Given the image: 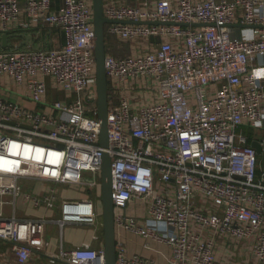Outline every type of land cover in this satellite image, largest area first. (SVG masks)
I'll return each instance as SVG.
<instances>
[{
  "label": "built area",
  "instance_id": "built-area-1",
  "mask_svg": "<svg viewBox=\"0 0 264 264\" xmlns=\"http://www.w3.org/2000/svg\"><path fill=\"white\" fill-rule=\"evenodd\" d=\"M104 15L108 34L130 47L117 56L106 41L108 148L93 0H0V36L16 26L65 35L59 48L0 51V240L11 245L0 264H30L46 247L48 223H99L90 194L66 200L57 220L5 213L20 195L53 206V189L27 193L23 179L87 186L102 198L104 152L116 227L167 244L173 264H264V79L255 67L264 56V0H104ZM12 89L36 106L3 96ZM138 201L144 219L129 211ZM116 249V264H156L123 241ZM104 250L61 246L54 258L106 264Z\"/></svg>",
  "mask_w": 264,
  "mask_h": 264
},
{
  "label": "crops",
  "instance_id": "crops-1",
  "mask_svg": "<svg viewBox=\"0 0 264 264\" xmlns=\"http://www.w3.org/2000/svg\"><path fill=\"white\" fill-rule=\"evenodd\" d=\"M60 2V0H56ZM24 5L25 0H20ZM241 25V24H238ZM236 25V26H238ZM245 25V24H243ZM239 31L243 35L251 36L253 34L250 26H238ZM8 45H3L2 36H0V51L16 50V49H29V48H51L61 47L65 42V35L62 31L56 28L42 27V28H25L24 26H16L9 33ZM3 35V34H2ZM260 75L264 79V56H261L255 64ZM20 90L12 89L5 91L3 96L15 100L22 105L28 107H35L36 105L24 97ZM10 181V180H9ZM20 186L23 191L32 194H38L46 192L50 189L54 190L55 200L52 207L47 205L34 206L32 202H28L24 199L23 195L16 198L15 204L9 205L11 215H16L21 219L47 217L49 219H60L62 217V205L66 200H78L85 197L87 194H79L78 187L80 185L56 183L51 181H41L34 179H23L20 181ZM7 199H11L8 196ZM96 202V201H95ZM98 211L102 214L101 201L96 202ZM129 211L140 216L146 214L145 206L142 202L138 201L133 206H130ZM55 215H59L58 218H54ZM148 226L153 227L156 231L166 232V229L162 224L154 221L147 220ZM49 224L57 225L59 227V236L57 238L48 237ZM46 247L42 250H37L32 254L30 264H66L54 257L59 253L60 247L65 249H74L77 247L89 244L95 248H105V232L103 226L102 215H100L99 223L95 226L69 223L61 230L58 223H48L46 228ZM123 241L127 251L130 254L139 253L145 257L155 260L156 264H173L171 261V248L165 244L160 243L152 238H145L143 236L127 232L121 228L116 227V242ZM10 254L6 252L1 253V262L10 259Z\"/></svg>",
  "mask_w": 264,
  "mask_h": 264
},
{
  "label": "water",
  "instance_id": "water-1",
  "mask_svg": "<svg viewBox=\"0 0 264 264\" xmlns=\"http://www.w3.org/2000/svg\"><path fill=\"white\" fill-rule=\"evenodd\" d=\"M94 6V26L96 34L95 55L97 59V86L99 95V117L102 124L101 144L109 147V123H108V79L105 68L106 57V32L105 24L111 22L104 15V0H93ZM199 25V24H195ZM247 26V25H238ZM8 34L2 35L3 45H8ZM252 145L261 153L262 149L257 141H252ZM113 174L112 157L110 153L104 152L102 158V220L105 232V258L106 264H116V224L115 210L112 199Z\"/></svg>",
  "mask_w": 264,
  "mask_h": 264
},
{
  "label": "rangeland",
  "instance_id": "rangeland-1",
  "mask_svg": "<svg viewBox=\"0 0 264 264\" xmlns=\"http://www.w3.org/2000/svg\"><path fill=\"white\" fill-rule=\"evenodd\" d=\"M258 134L264 133V128L261 126L260 130L257 131ZM87 175V179L92 180L94 177L92 175V173H86ZM7 181V179H6ZM79 194H90L96 202L101 201L102 204V198L97 196V190L96 189H89L87 186H79L78 187V191ZM7 198V197H6ZM10 209L12 210V207L7 205L6 206V216H10L11 212ZM59 215H55L54 218H58ZM59 236V227L57 225H50L49 224V233H48V237L50 238L49 240H51V238H57ZM6 252L7 254L11 253V245L8 242L2 241L0 240V262H1V253ZM238 256H241V254H239ZM241 257H239L240 259Z\"/></svg>",
  "mask_w": 264,
  "mask_h": 264
},
{
  "label": "trees",
  "instance_id": "trees-1",
  "mask_svg": "<svg viewBox=\"0 0 264 264\" xmlns=\"http://www.w3.org/2000/svg\"><path fill=\"white\" fill-rule=\"evenodd\" d=\"M107 28H108V24L105 25L106 41H107V46L111 47L112 53L117 56L128 54L130 52L129 45L128 44L120 45L118 39L115 36H111L108 34ZM62 97L63 95L61 93L56 94L51 90V98L56 99Z\"/></svg>",
  "mask_w": 264,
  "mask_h": 264
}]
</instances>
